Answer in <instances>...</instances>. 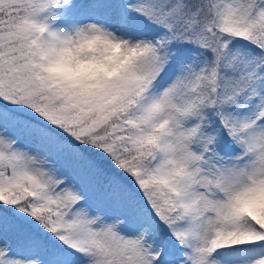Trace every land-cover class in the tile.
Segmentation results:
<instances>
[{"label":"snow or ice","instance_id":"1","mask_svg":"<svg viewBox=\"0 0 264 264\" xmlns=\"http://www.w3.org/2000/svg\"><path fill=\"white\" fill-rule=\"evenodd\" d=\"M0 264H264V0H0Z\"/></svg>","mask_w":264,"mask_h":264}]
</instances>
